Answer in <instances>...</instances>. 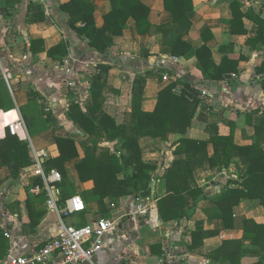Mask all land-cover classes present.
I'll return each mask as SVG.
<instances>
[{
  "label": "crops",
  "instance_id": "crops-1",
  "mask_svg": "<svg viewBox=\"0 0 264 264\" xmlns=\"http://www.w3.org/2000/svg\"><path fill=\"white\" fill-rule=\"evenodd\" d=\"M69 1L0 0V82L5 83L14 105L9 110L0 109V139L13 135L9 130L13 125L17 137L29 144L33 159V164L24 168L15 181L10 179L6 167L0 169V264H8L15 256L37 252L57 234V217L48 209L41 222L32 227L25 203L32 179L40 177L35 156L44 155L41 163L58 157L56 137H70L77 145L78 158L65 165L77 193L75 196L93 189L92 181L82 183L76 173L75 164L84 156L80 146L84 134L68 117V104L74 101L89 115L88 108L92 105L90 78L99 64L109 66L110 70L106 101L92 116L95 122L106 114L118 124H133L130 100L135 79L143 86L141 108L144 112L154 110L159 92L170 83L175 85V95L183 84H190L198 92L200 104L185 135L170 134L165 141L149 136L139 139L142 159L156 164L147 196L152 199L151 208L146 216L133 214L135 206L131 195L128 202L133 215L130 218L119 220L120 215H115L119 210L113 209L108 219L113 222L111 230L114 233L104 238L107 248L96 256V263L212 264L208 260L209 251L224 240L241 239L244 219L252 217L264 224L258 202L242 199L232 208L233 228L223 230L221 220L206 217L204 210L210 207L208 200L199 202L188 219L163 222L157 215V197L165 195L164 176L172 162L186 158L184 154L174 153L180 138L207 141L210 135L206 127L213 126L222 136H227L233 128L236 145L252 143L254 126L264 117V42H252L259 29L258 22L264 23V0H192L193 7L187 12L190 28L182 38L192 52L179 57L161 54L162 34L139 35L132 18L128 19L122 35L114 37L112 46L102 53L96 51L70 27L66 14L59 10L61 4ZM91 2L95 24L101 27L103 16L111 9L110 1ZM143 2L150 8L148 20L153 27L170 22L171 14L165 11L162 0ZM232 2L240 6L238 12L242 15L235 19V31L231 26L234 21ZM60 42L65 45L66 56L61 60L48 56L46 50ZM196 50L198 54L193 53ZM147 52V57L142 56ZM197 56L207 58L205 68L199 66ZM225 62L237 63L236 71L220 70ZM159 69L165 70L163 75H167V80L159 82L146 77L147 72L155 75ZM30 90L40 95V105L55 118V126L32 137L19 110L26 104ZM201 90L209 96L200 97ZM101 146L113 149L112 143L103 142ZM212 152L209 144L208 155ZM41 168L44 172L42 165ZM192 169L197 187L207 198L227 186L233 187L231 182H237L233 166L211 168L205 162L201 167L194 162ZM85 211L88 224L92 222L90 215L97 211V205L88 204ZM79 213L65 217V223L76 226L80 223ZM140 221L145 222V230ZM199 228L219 233L205 238L202 246L190 250L191 233ZM152 251L160 253L154 255ZM255 260L244 257L241 263L250 264Z\"/></svg>",
  "mask_w": 264,
  "mask_h": 264
},
{
  "label": "trees",
  "instance_id": "trees-1",
  "mask_svg": "<svg viewBox=\"0 0 264 264\" xmlns=\"http://www.w3.org/2000/svg\"><path fill=\"white\" fill-rule=\"evenodd\" d=\"M110 11L103 16V24L97 27L94 21V6L91 0H70L59 6V10L67 16L70 27L98 52H104L113 45L114 37L121 36L127 28L128 19L134 20L139 35L161 33L160 53L170 56H188L192 49L182 38L190 28L187 12L193 7L192 0H162L165 11L171 14L170 22L153 27L149 22L150 8L143 0H109ZM234 21L231 24L235 31V19L241 18L238 12L240 6L231 3ZM256 21V20H255ZM259 29L252 42H264V23L258 22ZM48 56L61 60L66 56L63 42L46 50ZM198 54L197 50L193 52ZM201 55V54H200ZM147 57L148 52L142 54ZM210 57V56H209ZM199 66L205 68L207 58L198 57ZM231 64L229 68L227 65ZM237 63L222 64L224 72L236 71ZM110 67L99 64L90 78V93L92 105L88 108L89 115L74 103L68 104V117L80 127L82 141L80 146L84 156L75 164L79 180L84 183L93 182V189L84 190L80 198L85 204L95 203L97 211L91 216L102 219L110 216L113 206L125 195L133 198L150 195L152 172L156 164L142 159L139 139L145 136L160 138L165 141L170 134L185 135L192 121L196 118L198 92L190 85L183 84L179 95L173 92L175 85L170 83L158 95L153 111L144 112L141 108L143 86L135 79L131 90L130 118L133 124H118L113 118L104 114L97 122L92 116L97 113L106 101V84ZM164 69H159L153 75L147 72L149 78L163 81ZM216 77V76H215ZM213 78V75H212ZM189 98L190 100H188ZM41 97L34 91L28 92L26 104L19 108L21 118L29 135L35 136L48 131L55 126V118L51 112L45 111L40 105ZM14 107L4 82H0V109L9 110ZM210 135L207 141H195L180 138L174 150L176 155L184 154L185 159H176L164 176L165 195L157 197V215L163 222L179 221L193 216L197 204L208 200L210 207L205 209L208 220H221L223 230L233 228L232 208L238 206L242 199L258 202V207L264 216V117L254 126L253 141L249 145L234 144V129L227 136L219 135L217 127H206ZM59 155L50 158L41 165L44 172L55 170L60 174L61 182L56 184L60 190L57 205L62 208L64 202L77 193L72 186L65 165L78 158L77 145L70 137H56ZM113 144V149L102 147L101 143ZM212 145V155H208V145ZM197 162L201 167L206 162L209 167L234 168L237 182H231L233 187H225L216 195L207 198L197 187L193 179L192 164ZM33 164L29 144L17 136L8 134L0 139V169L6 167L9 177L15 181L21 171ZM123 175L122 178L120 176ZM43 186L41 177L32 179L27 189L28 198L25 201L29 224L36 227L47 213L45 202L47 195L41 191L31 195V187ZM113 205V206H112ZM79 213L80 223L75 227H83L88 221L86 211ZM97 219V220H98ZM219 231H203L197 229L191 233L189 249L202 246L205 238L217 235ZM153 253V251H152ZM155 251L154 255H159ZM244 257L255 258L250 264H264V224L254 218L244 219L242 237L238 240H224L221 245L208 253L212 264H242Z\"/></svg>",
  "mask_w": 264,
  "mask_h": 264
},
{
  "label": "built area",
  "instance_id": "built-area-1",
  "mask_svg": "<svg viewBox=\"0 0 264 264\" xmlns=\"http://www.w3.org/2000/svg\"><path fill=\"white\" fill-rule=\"evenodd\" d=\"M167 78V75H163V80ZM199 96L203 98L209 94L201 90ZM9 130L17 136L13 125L9 126ZM43 157V154L35 156V165L43 186L35 185L30 188L29 193L31 195H37L41 191L46 193L47 209L57 217L58 231L56 236L48 240L37 252L15 256L8 264H98L96 256L107 248L104 237L113 227V222L102 218L80 228L67 225L64 218L84 211L85 204L79 196H73L64 202L62 208L58 207L60 190L56 184L61 182V177L56 171L49 173L42 171L40 158ZM151 202L152 199L149 197L139 199L133 214L146 216L151 208Z\"/></svg>",
  "mask_w": 264,
  "mask_h": 264
},
{
  "label": "rangeland",
  "instance_id": "rangeland-1",
  "mask_svg": "<svg viewBox=\"0 0 264 264\" xmlns=\"http://www.w3.org/2000/svg\"><path fill=\"white\" fill-rule=\"evenodd\" d=\"M145 137H148V136H145ZM143 138V137H142ZM132 199V197H131V195H125L124 197H122L119 201H118V204H117V206H113V209H116V211L118 212V210H119V213L118 214H116L115 213V215H120L119 217H121L119 220H123V219H127L129 216H131V215H133L132 214V205H131V203H129L128 202V199ZM134 199V201H132L133 202V204H134V206L136 207V205H137V203H138V200L140 199L141 200V198L140 197H138V198H133ZM47 206V205H46ZM133 206V207H134ZM135 207H134V210H135ZM131 209V210H130ZM90 220L89 221H95V220H97L98 218H95V216H91L90 215ZM109 217H107V218H103V219H108ZM130 218V217H129ZM140 225H141V227H142V229L143 230H145L146 228H144V227H146V225H145V222L144 221H140ZM114 233V231H113V229L112 230H109V232L105 235V239L107 238V235H110V234H113ZM115 239V238H114Z\"/></svg>",
  "mask_w": 264,
  "mask_h": 264
}]
</instances>
